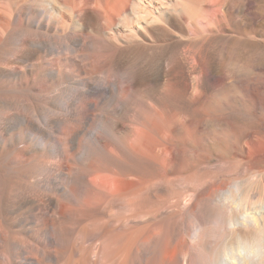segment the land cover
<instances>
[{
    "label": "bare ground",
    "instance_id": "1",
    "mask_svg": "<svg viewBox=\"0 0 264 264\" xmlns=\"http://www.w3.org/2000/svg\"><path fill=\"white\" fill-rule=\"evenodd\" d=\"M2 3L0 264H264V0Z\"/></svg>",
    "mask_w": 264,
    "mask_h": 264
},
{
    "label": "rangeland",
    "instance_id": "2",
    "mask_svg": "<svg viewBox=\"0 0 264 264\" xmlns=\"http://www.w3.org/2000/svg\"><path fill=\"white\" fill-rule=\"evenodd\" d=\"M1 1L3 2V0H0V8H1V5L3 4ZM3 47H4V45L3 46L2 45L0 46V51L2 50ZM15 234H17V233H15Z\"/></svg>",
    "mask_w": 264,
    "mask_h": 264
}]
</instances>
